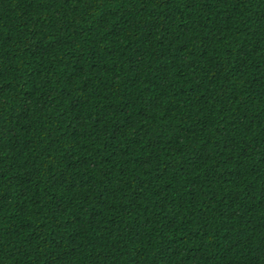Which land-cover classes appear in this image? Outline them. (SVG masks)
<instances>
[{"label": "trees", "instance_id": "1", "mask_svg": "<svg viewBox=\"0 0 264 264\" xmlns=\"http://www.w3.org/2000/svg\"><path fill=\"white\" fill-rule=\"evenodd\" d=\"M0 264H264V0H0Z\"/></svg>", "mask_w": 264, "mask_h": 264}]
</instances>
